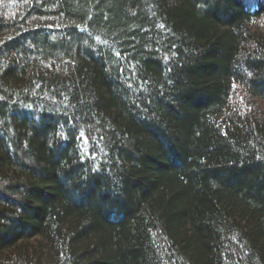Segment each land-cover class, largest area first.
I'll use <instances>...</instances> for the list:
<instances>
[{
    "label": "trees",
    "instance_id": "1",
    "mask_svg": "<svg viewBox=\"0 0 264 264\" xmlns=\"http://www.w3.org/2000/svg\"><path fill=\"white\" fill-rule=\"evenodd\" d=\"M0 264H264V0H0Z\"/></svg>",
    "mask_w": 264,
    "mask_h": 264
}]
</instances>
